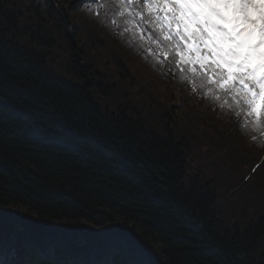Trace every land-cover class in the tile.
<instances>
[{
	"label": "trees",
	"instance_id": "1",
	"mask_svg": "<svg viewBox=\"0 0 264 264\" xmlns=\"http://www.w3.org/2000/svg\"><path fill=\"white\" fill-rule=\"evenodd\" d=\"M98 1L0 0V221L21 229L2 262L120 264L131 232L162 264H264V168L242 178L260 150L236 114L209 124L213 84L181 73L142 0Z\"/></svg>",
	"mask_w": 264,
	"mask_h": 264
},
{
	"label": "snow or ice",
	"instance_id": "2",
	"mask_svg": "<svg viewBox=\"0 0 264 264\" xmlns=\"http://www.w3.org/2000/svg\"><path fill=\"white\" fill-rule=\"evenodd\" d=\"M133 2L127 0L129 4ZM142 3L148 15L154 17L163 40L175 52L181 73L185 65L192 66L193 72L198 65L209 84L231 92L238 103L251 109L250 115L256 112L257 100L264 101V0H142ZM163 55L166 58L168 53ZM257 87L260 95L253 92ZM19 231L0 221V250L12 247L19 251ZM115 239L120 253L126 257L120 264H139L133 258L134 239L120 236Z\"/></svg>",
	"mask_w": 264,
	"mask_h": 264
},
{
	"label": "rangeland",
	"instance_id": "3",
	"mask_svg": "<svg viewBox=\"0 0 264 264\" xmlns=\"http://www.w3.org/2000/svg\"><path fill=\"white\" fill-rule=\"evenodd\" d=\"M56 47V49H55V51H54V56H55V60H56V62L57 63H62V61L63 60H65V58H64V56H63V52H65V49H66V47H65V49L63 48L61 51H60V48H59V46L57 45V46H55ZM110 54V53H109ZM53 68V67H52ZM135 82H137V84L140 86V88H142L143 90H147L146 89V86L143 84V83H145V82H142V84L140 83V82H138L137 80H135V79H133ZM127 85H129V83L128 82H126L125 83V85L124 86H122V88H125ZM125 91V90H124ZM123 105H125V104H123ZM211 119H213V117H211ZM209 122V124H210V121H208ZM204 123H205V121H204ZM207 123V122H206ZM205 123V124H206ZM245 159H246V161L247 162H250V163H252L253 164V161L254 160H256V158L258 157V155H248L247 153L243 156ZM208 159L209 160H211V161H214V162H216V159H215V155H213V154H210V155H208ZM217 160H219V161H222V160H224V158H222V157H217ZM251 160H253V161H251ZM194 166H192V168H193ZM194 170H195V167L193 168ZM244 171L245 172H247L248 171V167L247 166H244ZM256 170V169H255ZM252 173L253 172H251V175H252ZM257 174V172L254 174V175H256ZM250 175V176H251ZM258 177H259V179H260V181L262 182V178L264 177V174H263V172L262 173H260V174H258L257 175ZM260 177H262V178H260ZM241 188H243V187H241ZM240 188V189H241ZM238 190L239 189H237L236 191H233L232 193H231V195L229 196V200L226 198V196L224 195V196H222V198H224V201L226 202V204L227 205H233L238 199ZM263 191H264V189H263ZM245 209L246 208H241V211H240V213H242V211H244L245 212Z\"/></svg>",
	"mask_w": 264,
	"mask_h": 264
},
{
	"label": "bare ground",
	"instance_id": "4",
	"mask_svg": "<svg viewBox=\"0 0 264 264\" xmlns=\"http://www.w3.org/2000/svg\"><path fill=\"white\" fill-rule=\"evenodd\" d=\"M104 231H106V230H104ZM108 233H111V231H109ZM108 233H107V234H108Z\"/></svg>",
	"mask_w": 264,
	"mask_h": 264
}]
</instances>
